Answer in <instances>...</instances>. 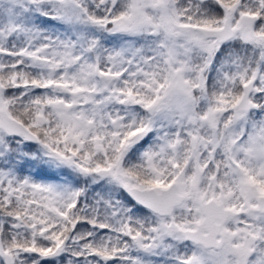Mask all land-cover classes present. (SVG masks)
<instances>
[{
    "label": "snow or ice",
    "instance_id": "6c2138e0",
    "mask_svg": "<svg viewBox=\"0 0 264 264\" xmlns=\"http://www.w3.org/2000/svg\"><path fill=\"white\" fill-rule=\"evenodd\" d=\"M0 264H264V0H0Z\"/></svg>",
    "mask_w": 264,
    "mask_h": 264
}]
</instances>
